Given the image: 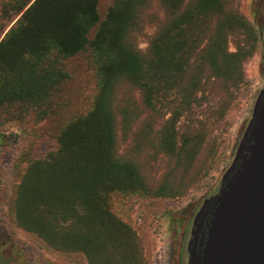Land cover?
I'll return each instance as SVG.
<instances>
[{
  "label": "trees",
  "instance_id": "trees-1",
  "mask_svg": "<svg viewBox=\"0 0 264 264\" xmlns=\"http://www.w3.org/2000/svg\"><path fill=\"white\" fill-rule=\"evenodd\" d=\"M98 1L0 0V122L46 107L67 79L62 60L90 49L97 71L90 110L65 123L53 150L26 162L14 221L88 264H144L136 233L112 210L113 197L186 192L194 180L182 179L204 137L180 125L198 121L193 110L214 87H238L260 35L228 0H114L102 21ZM149 23L157 29L142 50L138 38ZM132 133L133 149L150 147L172 165L156 188L135 157L119 154Z\"/></svg>",
  "mask_w": 264,
  "mask_h": 264
},
{
  "label": "rangeland",
  "instance_id": "rangeland-1",
  "mask_svg": "<svg viewBox=\"0 0 264 264\" xmlns=\"http://www.w3.org/2000/svg\"><path fill=\"white\" fill-rule=\"evenodd\" d=\"M113 1H98L100 21L104 20ZM228 2L234 11L253 24L260 41L254 55L242 66V80L238 87L229 92L219 86L214 87L201 99L200 106L193 110L194 118L198 121L180 125L181 132L186 129L200 131L204 137L192 168L182 179L184 185L194 182L183 195L174 198L145 197L140 194L113 197L112 210L136 233L144 264H178L182 241L184 261L193 217L231 164L254 101L264 86L261 48L264 0ZM153 9L161 15V10L155 6ZM15 20L10 21L7 30ZM156 29L155 24H146L143 36L138 38L140 49H146ZM94 31L89 33L90 39ZM233 44L232 41L231 46ZM61 65L67 79L46 107L28 111L11 120L1 119L0 122V264H88L84 256L52 250L36 235L18 228L12 208L15 189L26 162L53 150L61 128L67 121L87 113L96 94L97 71L90 49L62 60ZM189 125L194 127L190 128ZM154 127L157 130L159 125ZM133 129L137 132L140 127L135 125ZM133 136L134 133L130 134L127 141L120 143L119 154L125 159L135 157L146 182L156 188L172 165L163 155L154 156L155 150L150 147L138 153L133 149ZM132 149L134 151L131 152ZM149 153L153 155L149 156Z\"/></svg>",
  "mask_w": 264,
  "mask_h": 264
},
{
  "label": "water",
  "instance_id": "water-1",
  "mask_svg": "<svg viewBox=\"0 0 264 264\" xmlns=\"http://www.w3.org/2000/svg\"><path fill=\"white\" fill-rule=\"evenodd\" d=\"M261 48L264 57V25ZM183 264H264V86L231 164L193 217Z\"/></svg>",
  "mask_w": 264,
  "mask_h": 264
},
{
  "label": "flooded vegetation",
  "instance_id": "flooded-vegetation-1",
  "mask_svg": "<svg viewBox=\"0 0 264 264\" xmlns=\"http://www.w3.org/2000/svg\"><path fill=\"white\" fill-rule=\"evenodd\" d=\"M183 246H184V241H182V244L180 245V251H179V256H178V264H183Z\"/></svg>",
  "mask_w": 264,
  "mask_h": 264
}]
</instances>
